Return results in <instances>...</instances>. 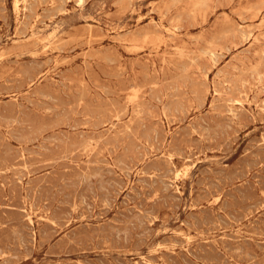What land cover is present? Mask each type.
I'll return each mask as SVG.
<instances>
[{
	"label": "rangeland",
	"instance_id": "374dc122",
	"mask_svg": "<svg viewBox=\"0 0 264 264\" xmlns=\"http://www.w3.org/2000/svg\"><path fill=\"white\" fill-rule=\"evenodd\" d=\"M0 0V264H264V0Z\"/></svg>",
	"mask_w": 264,
	"mask_h": 264
},
{
	"label": "bare ground",
	"instance_id": "6f19581e",
	"mask_svg": "<svg viewBox=\"0 0 264 264\" xmlns=\"http://www.w3.org/2000/svg\"><path fill=\"white\" fill-rule=\"evenodd\" d=\"M83 0H79V2H82ZM14 9H15V12L18 14L20 12V4H19V0H16L15 3H14ZM22 10V9H21Z\"/></svg>",
	"mask_w": 264,
	"mask_h": 264
}]
</instances>
